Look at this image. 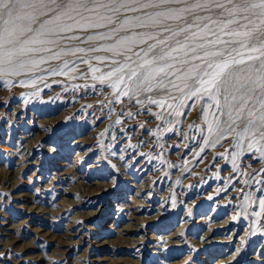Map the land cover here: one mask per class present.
I'll use <instances>...</instances> for the list:
<instances>
[{
    "label": "rangeland",
    "instance_id": "obj_1",
    "mask_svg": "<svg viewBox=\"0 0 264 264\" xmlns=\"http://www.w3.org/2000/svg\"><path fill=\"white\" fill-rule=\"evenodd\" d=\"M197 3L208 7H192ZM231 7L229 0H169L141 11L84 13L111 16L114 23L74 25L49 37L56 44L29 45L32 51L21 56L26 66L0 74V264H230V257L231 264H264V151L258 150L264 142L250 148V133L237 137L243 123L210 142L216 109L210 113L207 94L184 100L180 114L169 115L167 107L148 103L168 99L155 87L159 77L152 92H137L127 68L108 79L117 67H136L177 41L207 45L197 54L258 55L239 43H256L258 33L234 35L252 25L243 28L248 21L229 15ZM169 11L174 18L158 17L159 24L139 26L135 19ZM257 12L246 15L259 26ZM49 18L40 16L32 26ZM122 39L126 43L116 47ZM186 50L191 60V47ZM90 197L91 207L85 204ZM129 225L137 232L125 230ZM232 233V244L226 243Z\"/></svg>",
    "mask_w": 264,
    "mask_h": 264
},
{
    "label": "snow or ice",
    "instance_id": "obj_2",
    "mask_svg": "<svg viewBox=\"0 0 264 264\" xmlns=\"http://www.w3.org/2000/svg\"><path fill=\"white\" fill-rule=\"evenodd\" d=\"M167 2L169 0H0V74H16V68H24L26 62L21 59V56L32 51L28 47L29 45L56 44L57 40L49 37L72 31L74 25L83 29L86 26L105 27L104 21H107L108 24L114 23L111 16L93 17L84 13H99L100 9H107L111 12H119L121 9L141 11L159 8L162 3ZM229 3L232 5L228 9L229 15H243L244 20L248 21V24L242 25L245 29H248L250 24L252 25L251 31L235 32L234 35L252 37L254 33H258L254 44L239 42L241 47L250 48L252 53H258V55H249L245 59L242 52H237L241 58L236 59L231 56L230 52L225 58V52L219 50H205L203 54H197L198 48L207 49V45L190 46L187 42L177 41V46H171L167 51L161 49V52L151 59L141 58L142 62L137 63L136 67H132L129 63L117 67L114 72L108 73V79H111L117 72L124 73L127 68L129 69L127 79L130 83L135 82L137 92H152L154 89L152 81L159 77L155 87L166 91L168 99H149L148 103L158 105L162 109L167 107L171 110L169 115L173 113L179 115V108L184 106V100L191 97L202 99L207 94L208 99L212 102L210 113L212 107L216 109V113L208 123L209 141L211 142V137L215 135L218 142L222 136L236 132L239 124L243 123L244 126L237 133V137L250 133L249 147L252 148L264 142V30H262L264 29V0H229ZM216 6L221 9L226 8L224 4ZM192 7H208V5L197 3ZM191 10V7L184 8L180 9V12ZM254 10H258L256 14L260 21L259 26L255 25L246 15ZM51 13H55V15H51ZM175 15L171 11L146 13L145 16L135 19L139 21V26H143L147 23L159 24L158 17L174 18ZM40 16H49L50 18L40 23L39 27L34 28L32 25L39 20ZM67 21H71V23H67ZM234 22L239 23V21ZM123 23L129 24L132 21L126 20ZM119 30L116 29V31ZM174 35H178V33H174ZM21 37H27V39L21 40ZM96 38L104 39L105 37H93V39ZM147 38L155 39L154 36ZM194 38H196V34L186 37V41ZM72 39H78V37H72ZM142 42H146V40ZM125 43L126 41L122 39L116 47L123 46ZM160 43H167V41ZM155 47V45L150 46L144 56L147 57L149 52L155 50ZM189 47H191V53L194 54L191 56V60L202 63L193 64L188 59L190 53L186 49ZM43 50L50 51L47 48ZM127 50L131 51V49ZM177 52H183L184 58L173 55ZM116 54L122 55L123 53ZM136 56L140 57V53H136ZM210 57H221L222 60L216 62L209 59ZM126 60L132 61V57L127 56ZM164 60L173 62L152 67V65H157L158 61ZM254 61H260L258 67L252 65L251 62ZM42 62L44 61H32L33 64ZM112 63L120 64L116 60H113ZM178 64L188 65V67L186 69L177 67ZM9 65L13 67H7ZM243 65H248V67L241 69L239 66ZM170 69L173 71H169ZM92 71L97 72L99 69L93 68ZM237 72L243 74L237 75ZM118 79L120 83L124 82L122 75ZM173 89L180 95L173 94ZM257 89H259V96L256 95ZM258 150L264 151V147ZM259 207L264 213V200H260Z\"/></svg>",
    "mask_w": 264,
    "mask_h": 264
},
{
    "label": "bare ground",
    "instance_id": "obj_3",
    "mask_svg": "<svg viewBox=\"0 0 264 264\" xmlns=\"http://www.w3.org/2000/svg\"><path fill=\"white\" fill-rule=\"evenodd\" d=\"M49 120H50V119H49ZM48 123H49V122H48ZM36 130H37V129H36ZM26 136H27V135H26ZM31 154L33 155V157L36 156V153L33 154V153L31 152ZM33 163H36V162H32V164H33ZM53 172H54V171H53ZM141 183H142V182H141ZM135 184H136V182H135ZM140 185H141V184H140ZM138 188H139V187H138ZM137 190H138V189H137ZM141 190H142V189H141ZM141 190L139 189V191H141ZM136 193H137V192H136ZM98 195H99V194H98ZM90 196H91V195H90ZM96 199H98V197H97ZM142 199H143V198H142ZM89 201L92 202V203L89 205V207L94 206L93 203H94L95 199L90 197L87 201H85V204H89ZM83 203H84V202H83ZM146 203H147V202H146ZM85 204H84V205H85ZM78 205H79V204H78ZM146 206H147V205H146ZM134 211H135V210H134ZM131 213H132V212H131ZM208 218H209V217H208ZM136 222H137V221H136ZM147 222H148V221H147ZM214 224H215V223H214ZM145 225H146V224H145ZM211 225H212V224H211ZM133 227H134V226H133ZM133 229H134V228H132V225H129V227H126V228H125V230H127V231H129V232H134V231H136V230H133ZM210 229H211V228H210ZM211 231H212V230H211ZM136 232H137V231H136ZM79 233H80V232H78V234H79ZM211 233H212V232H209V233H208V236L211 235ZM234 234H235V233H232L231 237H229V238L227 237L229 240L226 238V239H225V242H226V243H227V242H230V244H232V242H231L232 239H231V238L234 237ZM79 236H80V235H79ZM84 236H85V235H84ZM82 237H83V236H82ZM213 238H214V237H213ZM135 239H136V238H135ZM204 239H205V238H204ZM137 240H138V241H142V239H137ZM214 240H215V239H214ZM214 240H213V241H214ZM221 241H222V240H221ZM206 242H208V241H206ZM219 242H220V241H219ZM179 245H180V244H179ZM138 246H139V245H138ZM205 254H206V253H205ZM229 257H230V256H229ZM226 259H227V258H226ZM231 259H232V258L230 257V262H229L230 264H231L232 261H233V260H231ZM260 261L264 262V260H260ZM172 264H173V263H172Z\"/></svg>",
    "mask_w": 264,
    "mask_h": 264
}]
</instances>
